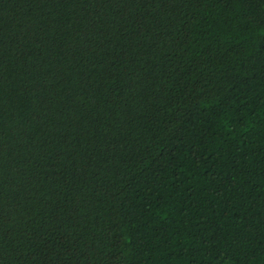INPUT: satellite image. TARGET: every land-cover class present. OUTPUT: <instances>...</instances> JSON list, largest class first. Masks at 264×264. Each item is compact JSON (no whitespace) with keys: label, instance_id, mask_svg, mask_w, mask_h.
<instances>
[{"label":"trees","instance_id":"1","mask_svg":"<svg viewBox=\"0 0 264 264\" xmlns=\"http://www.w3.org/2000/svg\"><path fill=\"white\" fill-rule=\"evenodd\" d=\"M0 264H264V0H0Z\"/></svg>","mask_w":264,"mask_h":264}]
</instances>
